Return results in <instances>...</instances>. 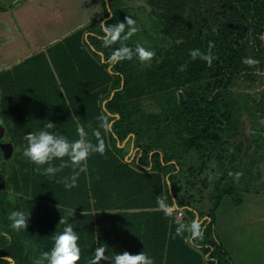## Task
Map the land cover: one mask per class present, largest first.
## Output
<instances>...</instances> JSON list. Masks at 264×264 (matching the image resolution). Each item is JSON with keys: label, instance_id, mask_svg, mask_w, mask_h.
I'll list each match as a JSON object with an SVG mask.
<instances>
[{"label": "trees", "instance_id": "16d2710c", "mask_svg": "<svg viewBox=\"0 0 264 264\" xmlns=\"http://www.w3.org/2000/svg\"><path fill=\"white\" fill-rule=\"evenodd\" d=\"M100 2L101 18L0 71V121L14 148L12 166L7 167L9 156L0 157V192L10 172L13 191L30 213L27 226L39 253L51 247V234L62 229L60 217L73 209L69 221H75L81 237L78 264L100 243L109 252L147 251L155 264H232L216 233L217 210L226 197L237 196L235 202L240 203L239 193H259L264 184L258 190L250 183V191L223 184L202 216L176 193L175 172L180 166L175 161L182 149L194 150L203 159L223 137L239 130L243 107L228 96L227 88L242 74L253 81L254 71L263 66L264 0H158L161 12L156 22L171 44L145 73L146 83L131 77L135 56L109 59L119 44L103 46L100 22L124 19L116 0ZM125 43L134 47L129 40ZM191 49L210 55L211 63L199 55L193 59ZM249 56L251 64L245 62ZM153 95L164 111L145 116L139 103ZM47 120L69 139L77 138V123L94 143L95 130L103 139V155L88 157L74 188L65 189L39 175L24 155L25 133ZM146 134L152 143L140 142ZM127 138L140 149L132 161L122 146ZM250 143L251 177L252 169L260 174L264 163V132H254ZM166 147L173 148L171 155ZM70 171L65 168L58 175ZM178 210L186 214L182 222L174 216ZM7 225L0 207V231L11 236H0V264H21L24 248L13 240Z\"/></svg>", "mask_w": 264, "mask_h": 264}, {"label": "rangeland", "instance_id": "374dc122", "mask_svg": "<svg viewBox=\"0 0 264 264\" xmlns=\"http://www.w3.org/2000/svg\"><path fill=\"white\" fill-rule=\"evenodd\" d=\"M41 1L44 2V5L52 3L51 0ZM22 2L24 0H0V6L7 8L18 7ZM57 2L60 10L56 15L46 14V27L51 25V23H58L62 14L64 17L66 15L64 19L70 21L67 27L71 30L62 38H66L71 32L74 33L86 27L95 19H99L104 15L100 0H57ZM69 3L73 4V12ZM157 3L158 0H116V6L121 10L123 19L125 16H133L136 20L138 32L129 41L134 46L139 42L146 49L154 51V55L147 61H140L136 57L133 61L131 77L134 81L140 83H146L145 73L162 59L163 50L167 49L171 44V39L164 34V31L156 22L157 14L161 12ZM27 9L26 7L24 13L20 14L26 17L27 22L32 23L34 26H39L42 23L41 17L35 16L32 11ZM66 10L68 11L67 14H65ZM1 14L2 12L0 11V31L6 30V34L9 36L7 40L5 34L0 36V50L5 47L3 40L6 41V44H11L12 46L18 45L21 38L23 40L20 44L23 41H29L28 35L22 29H19L22 33L21 37L17 36V30L11 29L12 23L9 18ZM11 14L13 15V13ZM53 16L55 17L54 20L51 18ZM17 21L19 22L18 19ZM52 29L48 28V31L51 32ZM52 35L49 33L48 36ZM62 38L49 41L48 47L54 45L57 41L59 42V40L61 41ZM261 44L264 57V35L262 36ZM23 57L27 59L30 56L23 55ZM248 59H250V56ZM21 62L15 59L9 65L1 63L0 70L13 68ZM248 78L250 77L244 74L239 75L227 88L228 96L239 102L243 107L239 130L230 136L223 137L217 149L209 152L203 159L194 150L185 153L182 149L180 151L181 156L175 161L180 166V170L175 172L176 193L180 200L189 202L197 208L202 216H205L211 209L213 199L220 193V188L223 184L249 191L250 183L253 187H257L258 190L264 184V163L261 164V173L258 174L256 169H252L250 177V140L253 139L254 132H264V63L263 66H259L254 71L253 81ZM183 92H185V89L179 91L180 94H183ZM139 109L141 114L145 116L160 115L164 111V107L157 95L143 99L139 103ZM143 119L146 120L147 118ZM0 126H3L1 121ZM163 131L169 138H173L171 134L166 132V129H163ZM151 137L155 138L156 135L153 134ZM8 142L6 132L2 136L0 130V157L8 154L9 151L6 146ZM140 142L150 144L153 141H151L150 135L146 134ZM122 146L126 148L129 160L136 158L140 153L136 142L129 138L122 143ZM166 151L171 155L174 150L172 147H166ZM11 160L12 158L9 157L7 167L12 166ZM228 171H232L233 174L239 172L241 175L237 179L235 175H228ZM9 173L5 179L6 183L0 192V207L7 224L6 214L8 211L14 207L25 210L22 200L13 191L8 179ZM222 179L225 181L221 182ZM239 194L240 203L236 204L237 196L226 197L218 209L216 218L217 236L226 248L232 264H264V191L259 193L242 191ZM9 195L13 197L14 202L8 199ZM10 230L16 244L22 245L24 248L22 257L24 256L26 259L24 262L21 261V264H32V259L37 257L39 252L28 226H26L25 230L19 232ZM12 262V264H15L14 261Z\"/></svg>", "mask_w": 264, "mask_h": 264}, {"label": "clouds", "instance_id": "9594fccd", "mask_svg": "<svg viewBox=\"0 0 264 264\" xmlns=\"http://www.w3.org/2000/svg\"><path fill=\"white\" fill-rule=\"evenodd\" d=\"M109 13L111 14L110 11ZM100 25L103 32L101 38L103 46L109 47L116 43L119 44L112 50L109 57L111 61L131 60L134 56L140 61H147L154 55L153 50L146 49L139 42L134 47L125 43L138 32L133 16H125L123 21L118 20L116 23L101 21ZM198 55L209 64L211 63L212 57L210 55L201 53L199 49L190 50V56L193 59ZM245 62L251 64L254 61L246 59ZM183 67L181 65V70ZM47 121L42 126L25 133L24 155L36 166L34 171L39 175L47 177L48 180L56 184H62L65 189L74 188L77 185V178L81 172L86 170L85 162L88 157L95 153L103 155L105 150L103 139L100 138V132L95 130L92 134L96 137L94 143L89 138L84 125L80 123H77L75 128L77 138L69 139L63 132L55 130V124ZM100 127L108 130V126L103 122H101ZM65 168L70 169V173L58 175ZM229 175H233V173L230 172ZM234 175L238 179L241 173L236 172ZM8 199L14 202L11 195ZM158 203L163 205V201L160 199H158ZM29 215L30 213L23 209L12 208L6 214L7 227L14 232L25 230ZM72 216L73 209H69L68 216L60 217L59 223L62 225V229L55 230L51 234V247L34 257L32 264H78L82 260L79 243L81 237L77 227H74L75 221H69ZM193 224L196 222L193 221ZM0 236L11 239L8 231H0ZM101 261L105 264H155L153 256L147 251L141 250L137 253H130L127 250H113L109 252L105 243H100L91 250L88 256L83 257V264H99Z\"/></svg>", "mask_w": 264, "mask_h": 264}, {"label": "crops", "instance_id": "0c3cea01", "mask_svg": "<svg viewBox=\"0 0 264 264\" xmlns=\"http://www.w3.org/2000/svg\"><path fill=\"white\" fill-rule=\"evenodd\" d=\"M51 2L52 3L49 5H46V4L44 5V2H42L41 0H24V2L19 4L20 6L18 7L13 6V7L7 8L5 6L4 7L0 6V11L2 12L1 15H5L6 17L9 18V21L12 23L11 29L14 28L17 30V33H18L17 36L21 37L22 33L21 31H19V29H22L23 31L26 32L29 38V41H23V43L20 44V42L23 40L21 38L19 42L20 45L18 44L16 46H12L11 44H6V41L3 40L2 42H3V45H5V47L2 50H0V64L2 63V64L9 65L10 62H12V60H15V59L20 60L21 62V61L26 60L24 59L26 57H23V55L25 56L27 55L31 57L41 51H45L48 48V44H50L49 41L62 38V36H64L66 33H68L71 30L69 27H67L70 21L65 20L64 18L66 17V15L64 17L62 13H61L62 16H60L61 19L59 20L58 23H51V25L46 27V21H47L46 14L49 13L51 14V16L56 15L57 12L60 10L59 3L57 2V0H51ZM69 4L72 9L71 11L73 12V4L72 3H69ZM26 7L28 8L27 10L32 11L35 16L41 17L42 23L39 26H34L32 23L27 22L26 17H23L22 14L24 13ZM11 13H13V15ZM67 13L68 11L66 10L65 14ZM51 18L52 20L55 19L54 16ZM17 19L19 20V22L17 21ZM64 25L66 26L63 27ZM48 28H53V29L51 32H49ZM43 29L44 31L42 32ZM49 33L53 35L48 36ZM2 34H5L6 40H7L9 35L6 34V30L4 31L1 30L0 36ZM8 69H11V68H8ZM8 69H5V70H8ZM0 71H3V70H0ZM127 160L132 161L133 159H130V160L127 159ZM197 219H198V216H196L195 221H197ZM203 220H205V218Z\"/></svg>", "mask_w": 264, "mask_h": 264}, {"label": "water", "instance_id": "95a60500", "mask_svg": "<svg viewBox=\"0 0 264 264\" xmlns=\"http://www.w3.org/2000/svg\"><path fill=\"white\" fill-rule=\"evenodd\" d=\"M0 130H1V133H2V136H4L5 132H6V129L4 126H0ZM8 147V154L6 156H9L13 154L14 152V148L12 146V144L10 142H8V144L6 145Z\"/></svg>", "mask_w": 264, "mask_h": 264}, {"label": "built area", "instance_id": "2783aa9c", "mask_svg": "<svg viewBox=\"0 0 264 264\" xmlns=\"http://www.w3.org/2000/svg\"><path fill=\"white\" fill-rule=\"evenodd\" d=\"M175 217L177 220L182 222L184 220V218H186V214L183 210H178V212L175 214Z\"/></svg>", "mask_w": 264, "mask_h": 264}]
</instances>
